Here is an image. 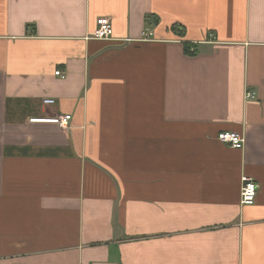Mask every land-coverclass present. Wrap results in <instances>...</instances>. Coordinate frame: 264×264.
<instances>
[{
    "label": "crops",
    "instance_id": "obj_1",
    "mask_svg": "<svg viewBox=\"0 0 264 264\" xmlns=\"http://www.w3.org/2000/svg\"><path fill=\"white\" fill-rule=\"evenodd\" d=\"M0 264H264V0H0Z\"/></svg>",
    "mask_w": 264,
    "mask_h": 264
},
{
    "label": "built area",
    "instance_id": "obj_2",
    "mask_svg": "<svg viewBox=\"0 0 264 264\" xmlns=\"http://www.w3.org/2000/svg\"><path fill=\"white\" fill-rule=\"evenodd\" d=\"M152 32H148L145 35L148 37L152 35ZM114 36V26L113 22L109 17H100L97 20V28L92 33V37L101 40H111ZM57 76L61 78L66 77V73L62 68H58L55 71ZM247 99H255L256 93L247 92ZM56 100L54 98H46L44 99V104L52 105L55 104ZM73 116L71 114H63V115H53L48 117H37L31 118V122H47L54 123L59 125L62 128H70L72 124ZM218 139L231 147L242 149L245 145V137L243 134L238 132L231 131H222L218 134ZM258 182L249 176H243L242 178V186H241V203L243 205H251L254 204L258 197Z\"/></svg>",
    "mask_w": 264,
    "mask_h": 264
},
{
    "label": "trees",
    "instance_id": "obj_3",
    "mask_svg": "<svg viewBox=\"0 0 264 264\" xmlns=\"http://www.w3.org/2000/svg\"><path fill=\"white\" fill-rule=\"evenodd\" d=\"M148 20H149V18H148ZM172 29L175 32H177L179 35H184V28L181 25H179V24L173 25ZM189 49H190V47L189 46L188 47L186 46V51L187 52L190 51Z\"/></svg>",
    "mask_w": 264,
    "mask_h": 264
}]
</instances>
